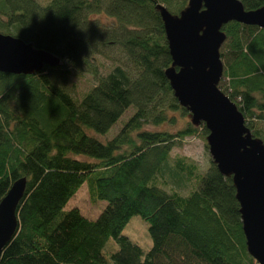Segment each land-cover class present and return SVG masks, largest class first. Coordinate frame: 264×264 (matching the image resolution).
<instances>
[{"label": "trees", "instance_id": "trees-1", "mask_svg": "<svg viewBox=\"0 0 264 264\" xmlns=\"http://www.w3.org/2000/svg\"><path fill=\"white\" fill-rule=\"evenodd\" d=\"M187 1L0 0V33L60 60L32 75L0 73V201L25 179L0 264H257L246 250L231 177L212 161L199 175L196 164L171 158L186 137L206 143L204 124L146 129L191 117L164 75L171 58L156 9L177 16ZM239 1L246 11L264 5ZM98 14L112 22L91 18ZM221 32L218 89L264 144L255 125L264 120V30L232 21ZM114 48L130 66L99 75L92 57ZM82 73L95 84L78 99L68 81ZM129 107L134 113L117 134L101 141ZM83 184L91 204L106 203L95 220L65 210ZM133 216L148 225V251L122 235Z\"/></svg>", "mask_w": 264, "mask_h": 264}, {"label": "water", "instance_id": "water-1", "mask_svg": "<svg viewBox=\"0 0 264 264\" xmlns=\"http://www.w3.org/2000/svg\"><path fill=\"white\" fill-rule=\"evenodd\" d=\"M156 9L171 58L164 75L191 122L204 124L208 131L211 161L221 175L231 177L235 188L247 253L264 264V144L252 137L236 105L218 89L223 74L222 26L234 21L264 30V5L246 11L239 0H188L177 16L162 6ZM59 63L32 44L0 33V73L32 75ZM24 189L25 179H18L0 201V251L15 232Z\"/></svg>", "mask_w": 264, "mask_h": 264}, {"label": "rangeland", "instance_id": "rangeland-1", "mask_svg": "<svg viewBox=\"0 0 264 264\" xmlns=\"http://www.w3.org/2000/svg\"><path fill=\"white\" fill-rule=\"evenodd\" d=\"M39 4L45 5L49 0H36ZM92 19H97L101 23L107 25L111 21L110 18L106 17L103 14L92 15ZM220 51V49H219ZM223 63V62H222ZM91 64L95 67L97 73L101 76H105L116 66H130L127 64L123 53L119 48L108 49L102 55H94L91 60ZM224 66V65H223ZM132 70V68H129ZM226 80H224L225 82ZM95 84V78L90 73L74 74L69 77L68 87L72 94L78 99L81 98L83 94L88 92L92 86ZM134 109L129 107L121 116L119 122L115 124L107 132L106 136H98L101 141L110 140L113 136L117 134L120 130L122 123L125 122L132 114ZM191 117L187 119H179L175 125H161V127H152L147 126L146 129L153 130H166L170 133H175L178 129L182 128L185 125L186 120L190 121ZM257 128L262 131L264 136V120L255 122ZM206 141V140H205ZM171 158L175 157H184L188 163H194L197 165V174H203L211 162L210 155L206 143L200 137H186L183 139L178 146H175L171 150ZM81 159H85L80 157ZM195 181L190 183L187 191L182 192L185 196L188 194L189 190L193 188ZM106 203L104 201L98 202L96 204H91L88 196V191L86 185L83 184L75 193V195L67 202L65 210L76 208L78 211L88 220H95L98 215L102 212ZM148 225L143 222L140 217L133 216L128 221L127 225L122 230V235L129 238L132 242L136 243L144 251H148L151 247V241L148 235ZM108 247H115V244L112 241L107 243Z\"/></svg>", "mask_w": 264, "mask_h": 264}]
</instances>
